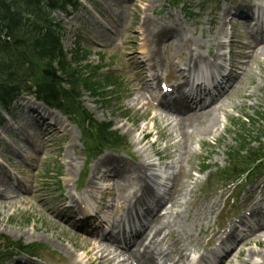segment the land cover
Masks as SVG:
<instances>
[{
  "label": "rangeland",
  "instance_id": "1",
  "mask_svg": "<svg viewBox=\"0 0 264 264\" xmlns=\"http://www.w3.org/2000/svg\"><path fill=\"white\" fill-rule=\"evenodd\" d=\"M86 1L88 3L87 7L85 9L82 7L81 10H84H80L79 13L70 19L71 22L66 24V33L63 40V45L66 50H72L76 40L79 39L82 48L89 50L92 53L89 58V61L92 65L100 64L98 55H104V63L113 64L112 72H115L121 77L125 91L122 97V110L115 111L111 107L109 110L104 111L98 105H93L91 103V98L89 95H87L88 98L84 99V106L91 114L95 116L97 120L100 122H112L116 130H119L122 135H126L130 147L129 152L131 155L133 154L134 158L139 161V163L143 161L144 156L147 153L152 152L149 149V146H151L157 140V137H159V144L156 143L154 149L159 151L160 149L168 147L167 158L170 160V163L173 165V167L181 166V162H183V156L180 147V138L172 133L173 130L170 129L171 127L165 130L167 123L165 121H160V117L158 118V124L155 122H147V120L146 123L141 124V121L146 119L148 112H150V116L147 119H151L154 114L152 108L148 109L138 106L135 107L133 104V100L137 98V93L134 95V97H131L129 93V85L131 86L132 82H137L135 79L136 76L140 75V73L137 68L138 66L135 64V59L130 60L128 63L124 61V59L126 60L131 58L133 55L131 54V51L130 54L128 53L129 50L126 49V47L129 43L131 47L134 41L137 42V46L134 44V47H136L137 50L141 49L144 42L148 44L151 42L152 46H154L157 37L159 38L161 36V34L158 33L159 28L162 25H172V21L178 20L179 24L190 28L192 31H195V36H192L195 41L199 42L198 40H201V42H203L201 51L204 54L205 52L209 51L206 44L207 40H215L213 38V32L216 30V24L211 23L213 22L211 19L217 16L216 20L218 22L221 21L220 14L222 10L226 7L231 9V7H233V3L228 4L223 0H206L205 2L202 0H183L184 4L175 5L171 4L168 0H134L131 4L127 5L128 7H126L127 14L128 10H130V13L122 22L123 24H126L125 30L119 32L122 36L121 38H124L123 43H125V47L124 49L114 48V50H112L101 44L100 41H104L100 38V30L102 29L97 24V20L93 13L96 11L103 12L102 17L106 19L108 24L112 25L113 20L110 18L109 14H113L115 9H117L115 10L117 12L119 10L118 6L108 0ZM144 9L147 10L148 18L152 20L151 27L157 29V27L160 25V27L152 35L145 34L143 29L140 28L143 17L142 10ZM133 10L138 11V15H135ZM57 18L60 19V21L63 20L62 23L64 26L66 20L59 15H57ZM243 41L245 42L244 39ZM165 42L166 41L162 42V48L166 46L167 42L166 44ZM236 46L240 47L242 45L236 43ZM186 49L187 47L184 50ZM211 51L215 52V48L212 47ZM237 51H239L238 48ZM245 51L246 54L248 51L247 49ZM185 53L186 51H184V54L182 53L180 55L178 54L173 56L170 60V65L173 66V61L176 57L179 62L182 61V59L179 58H184ZM124 54H126L125 57ZM171 54L174 55L173 52ZM167 55L168 53H166V57ZM124 62L126 66H124ZM165 65H167V62H165ZM250 65V76L249 80L246 82L249 84V86L254 88L263 86L264 52L258 53L256 60L251 61ZM239 96L240 94H238V97ZM231 100L234 101V99ZM234 102L237 104L239 103V101L236 99ZM257 111V107L248 108V105L243 106L239 111L232 112L231 110L228 113L229 117L227 118L224 126H220L219 124L209 136L196 137L195 141H192L190 144L192 156L187 158V162H185L183 168L185 175L189 172L194 174V172L198 171L202 164V159L205 157L209 158L208 165L214 167L212 170V174H214L217 170L216 167L224 165L226 161L225 151L227 148L233 146L235 143L236 136L232 134V131L234 130L231 127L234 115L238 114V112H241L252 116L255 115V112ZM122 112H127L125 114L127 117L126 119H123ZM60 120L63 123V129L61 133L53 132L52 134H47V136H44L41 133L39 134L38 131H35L40 135V138H44V141L41 139V142H38L39 144H43V150H40V152L37 154H34L31 148L26 146L20 140V132H24L23 128H25V123L22 122V118L17 111L14 110L12 112L11 118L5 121L3 126L0 127V147H6L8 140L11 141L13 146L10 151L12 150L15 154L22 156V158L26 159L31 164L32 170L31 172L28 170L26 176H28V180L30 182L32 181V185L30 186L32 187V191H34L32 196L30 194L21 196L19 199H17L18 203H15V200L13 201L11 199L8 201L5 199H0V235L10 236L15 240H22L25 244H41L46 248V250L41 254V256L45 259L44 262L40 260L26 261L24 258H22L13 259L6 264H56L60 262H64V264H76L78 261L79 263L85 264L78 256L82 257V254H84L82 247L88 246L89 250L91 249V245L88 244V242L85 243V240L80 238L81 234L63 223H58L55 221L52 215H48L45 210H42L40 207H38V205H35V203L37 204L35 199H38L37 191L42 189L46 208L51 211L52 209H57L59 206L55 202L57 195L54 193V191L57 189L59 180L54 179V174H61V181H63V187L65 189L64 195H67L68 190H66L65 186L76 183L78 178L84 174L89 179L93 164L99 160V158H97V160L88 165L89 161H86L88 152L84 145L82 136L70 121L67 123L65 122L64 118ZM164 123L165 126L163 125ZM64 128L65 131H63ZM25 132L28 134L32 133L29 131ZM143 132L153 133V138L147 141L149 144L144 143L147 151H143L142 148H140L142 145H138L136 142V139L140 138L141 133ZM163 132L164 135L162 136ZM38 143L33 144V146L38 147ZM214 144H216V146ZM66 156L71 157L74 162H77L76 166L74 167V172L72 173L68 171L69 159H66ZM111 156H117V158H122L125 160L129 169L130 164H135L134 162H131L124 153L120 152ZM153 161L155 164H157L156 160ZM167 164L168 163H165L166 166L169 165ZM19 165L20 164L14 168L19 169ZM3 170L4 169L1 167L0 173H2ZM48 177L49 179H47ZM182 177L183 173L180 180ZM180 180L179 185H182V181ZM192 180L194 181L195 178ZM186 181L187 179L184 180V182ZM198 181V185L192 182L191 187H189L191 191H194V196L190 199L188 207L186 206L184 210L188 212L190 207L192 212L200 213L201 217L205 211H207L202 207L208 205L205 201L206 199H204L203 195L201 194L202 190L206 189L208 185H210L212 191H216L218 189L221 190L222 186L220 183L217 185L211 182V180L206 179V177L198 179ZM111 184L112 182L109 183L108 186L111 187ZM208 195L210 196V194ZM26 198L28 201L30 200L32 202L30 206L25 205L24 203L20 204L21 199L26 201ZM188 200L189 196L186 197L185 201ZM197 200L200 202L196 203ZM200 221L203 226H206L209 222V218L204 216L201 217ZM198 230L199 226H197L195 230L192 231L193 236L198 242H200L203 241V239L202 236H197L196 233H198ZM78 242L79 245L77 244ZM260 243L261 248L255 249L258 251H264V238L261 239ZM255 244L256 243L248 244L249 246L247 249L249 250L254 248ZM245 247L246 246H243V248ZM89 257L90 259H93L94 254L92 253L89 255Z\"/></svg>",
  "mask_w": 264,
  "mask_h": 264
},
{
  "label": "bare ground",
  "instance_id": "2",
  "mask_svg": "<svg viewBox=\"0 0 264 264\" xmlns=\"http://www.w3.org/2000/svg\"><path fill=\"white\" fill-rule=\"evenodd\" d=\"M112 1L117 2V0ZM143 14L144 16H146L144 19L145 33L152 35L160 27V25L157 27V29L152 28V24H150L147 20V10H145ZM227 14L228 11L224 10L220 14V16L225 17ZM123 15L124 14H121V16ZM158 33L161 34V38H159L155 42V45L151 48L150 51L151 55H148V60L145 59V63L143 64L150 62L152 68L161 66L159 59L162 61L163 57L160 53V44L165 38L167 39V44L164 48H168L170 54L173 52L174 55H180L184 53V51H186V54H190L192 59L195 58V61H201L203 59V55L197 51V49H200V45H202L201 40H198L199 42L195 41L193 38V36L195 35L191 33L187 29V27L179 24L178 20L172 21V25H162L159 28ZM101 34L103 33L101 32ZM104 42L106 43V46L114 47V45L111 44L112 38H109L106 35H104ZM185 46L187 47L186 50H184L186 48ZM258 46L259 45L256 44V48H253V53L259 51ZM170 54H168V56ZM255 57L256 55L253 54V58ZM143 89V86H141V88L137 90L140 95V97H138L137 100L134 101L135 103H137V105L143 104V101H145L146 99V96L142 92ZM243 98H246V96L243 95ZM176 103L181 104L182 106L180 108L167 109L168 111H166V108L160 106L158 110L159 112L162 111L163 113H165V118L168 120V122H170L168 124V127H172L173 133L181 138V141L183 142L181 145V151L183 152V161H186L188 156L191 154V149L188 146V142L186 141V139L190 140L193 137L195 138L198 136H209L219 125V123L220 126H224L226 119L223 120L220 117L221 112L224 111L223 107H219L217 109L216 106H213L214 103H212L209 107L207 106L205 108L196 110L185 109L183 107L184 103L182 101H177ZM182 110L184 112H182ZM48 127L50 128V130L54 128L56 130L58 129L57 125H49ZM34 128L35 126H28V129L32 130ZM34 138L36 139L37 137L34 136ZM145 138L146 137H142V140H144ZM142 140L139 139L138 143L142 144ZM69 156H66V159H69V170L73 171L74 169L71 168V166L74 161ZM114 161V158L106 155L104 158H101V160L95 163L93 171L99 173V167L101 164L111 163ZM154 167L155 165L152 162L145 161L143 163L137 164V166L133 170H127L126 168L113 169L111 177L114 180V186L113 191L112 193H110V195L113 194L117 197L118 205L123 208L127 207L131 210L135 206L132 205L133 202L139 204L143 200L141 196L138 197L139 192L144 193V196L151 193L152 190L149 188L147 180L150 172ZM94 179H96L95 174H93L92 179L90 180L91 186L95 185ZM114 190H118L120 194L117 195L116 193H114ZM184 190L185 188L181 190L177 199L168 200L169 203L172 204V207L169 208V210L163 215H161V211L167 205L168 201H164V204L160 205L159 211L152 217L150 223L145 227L143 232L133 240L131 245L126 250H119L117 244H115L117 243V233L110 235L108 239L96 241L90 250L88 246L82 247V249L85 250L86 254H95L94 260L88 262L87 264H153L156 260H158L159 257H161L164 262H169L172 264L184 263L185 261L183 260L187 261L189 255L184 252L187 251L188 247L180 249L183 252L177 253L178 260H176V258L172 256V252L168 253V250L161 247L162 243L166 242L174 235V232H172V229L174 228H176L175 230H178L179 234H188V226L184 225L182 222L184 212L175 211L179 210L183 206L182 199L185 196ZM0 192L4 193L3 195L5 196H10L11 199L15 198L16 196L19 197V193L16 192L14 187L11 186L9 182L6 183L4 180L0 182ZM113 201H115L114 198ZM37 203L42 209H45V211H47L41 201L37 200ZM166 230H168L169 232L166 233ZM113 232L115 231L113 230ZM255 254V250L249 251V256H253ZM259 255L263 256L264 259V253H260Z\"/></svg>",
  "mask_w": 264,
  "mask_h": 264
},
{
  "label": "trees",
  "instance_id": "3",
  "mask_svg": "<svg viewBox=\"0 0 264 264\" xmlns=\"http://www.w3.org/2000/svg\"><path fill=\"white\" fill-rule=\"evenodd\" d=\"M58 8L65 9L62 0H0V103L6 102L8 92L34 89L48 102L64 99V107L70 109L80 83L91 81L67 61L60 27L50 17V11ZM63 84L69 89L64 90ZM97 130L99 140L119 145L107 126Z\"/></svg>",
  "mask_w": 264,
  "mask_h": 264
}]
</instances>
